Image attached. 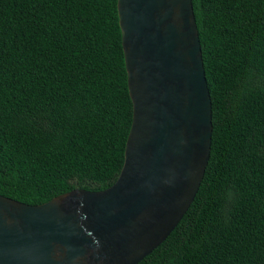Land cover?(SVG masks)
<instances>
[{"label": "trees", "instance_id": "1", "mask_svg": "<svg viewBox=\"0 0 264 264\" xmlns=\"http://www.w3.org/2000/svg\"><path fill=\"white\" fill-rule=\"evenodd\" d=\"M117 0H0V194L100 190L132 103ZM212 110L198 191L137 264H264V0H192Z\"/></svg>", "mask_w": 264, "mask_h": 264}, {"label": "water", "instance_id": "2", "mask_svg": "<svg viewBox=\"0 0 264 264\" xmlns=\"http://www.w3.org/2000/svg\"><path fill=\"white\" fill-rule=\"evenodd\" d=\"M116 6L132 103L121 169L38 204L0 194V264H137L198 191L212 110L192 0Z\"/></svg>", "mask_w": 264, "mask_h": 264}]
</instances>
